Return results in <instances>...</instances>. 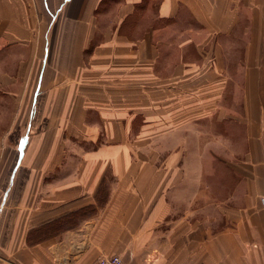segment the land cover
<instances>
[{
  "label": "crops",
  "instance_id": "0c3cea01",
  "mask_svg": "<svg viewBox=\"0 0 264 264\" xmlns=\"http://www.w3.org/2000/svg\"><path fill=\"white\" fill-rule=\"evenodd\" d=\"M264 0H0V264H264Z\"/></svg>",
  "mask_w": 264,
  "mask_h": 264
},
{
  "label": "built area",
  "instance_id": "2783aa9c",
  "mask_svg": "<svg viewBox=\"0 0 264 264\" xmlns=\"http://www.w3.org/2000/svg\"><path fill=\"white\" fill-rule=\"evenodd\" d=\"M261 202L264 204V195L261 197ZM92 264H123V260L119 254L101 255Z\"/></svg>",
  "mask_w": 264,
  "mask_h": 264
}]
</instances>
